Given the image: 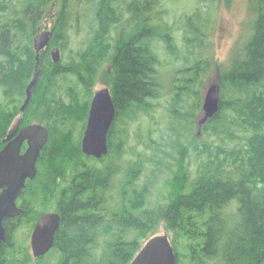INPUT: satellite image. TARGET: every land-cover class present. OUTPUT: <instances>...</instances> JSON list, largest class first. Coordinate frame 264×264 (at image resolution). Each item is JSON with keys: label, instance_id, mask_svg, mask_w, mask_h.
<instances>
[{"label": "trees", "instance_id": "trees-1", "mask_svg": "<svg viewBox=\"0 0 264 264\" xmlns=\"http://www.w3.org/2000/svg\"><path fill=\"white\" fill-rule=\"evenodd\" d=\"M79 1L98 3L96 39L92 41L94 34L90 31L76 60L53 64L48 49L56 44L58 33L64 40L58 45L66 42L70 0H0V148L8 127L20 115L26 88L34 77L33 40L54 3L56 14L49 47L39 56V67L46 68L45 72L41 79L39 75L32 89L33 98L21 115L44 125L49 139L41 151L36 178L28 180L21 192L24 213L3 222L6 240L0 247V264H8L5 249L11 247L14 220H30L32 228L49 210L40 206L44 200L32 199L37 194L35 186L43 178L50 180L51 192L47 194L51 197L60 188L51 199L53 211L61 219L53 247L60 255V264H129L143 244L135 237L125 239V234L153 236L160 225L173 236L170 242L176 264H263L264 0L255 3L253 32L242 57L222 74L218 113L200 127L203 138H212L211 142L196 135V117L202 106L200 84L208 75L211 61L195 58L184 69L174 67L168 71L161 65L159 51L175 57L171 35L166 34L169 48L159 45V51H154L150 43L153 38L161 41L160 35L157 37L160 24L153 15V5L160 8L161 0H144L142 6L135 1L126 7L129 16L123 27L125 33L109 58L102 53L106 48L99 46L107 28L120 20L114 3ZM139 6L143 9L140 13ZM105 63L113 71L110 91L115 118L108 133V155L95 160L83 156L80 145L91 88ZM164 72L167 78L160 80ZM68 75L75 76L83 90L76 85L62 88L60 81ZM161 81H170V88L167 86L162 95ZM161 97L169 106L167 116L183 120L181 131L163 149L153 138L159 133L158 126H147L137 141L164 155L170 156L166 149L174 151L181 165L192 149L198 160L196 175L189 180L188 172L182 169L183 179L172 200L154 208L136 212L111 209L108 191L115 172L108 158L115 125L125 115L153 110ZM76 157L81 164L67 171L64 165L69 160L76 162ZM43 168L46 171H41Z\"/></svg>", "mask_w": 264, "mask_h": 264}, {"label": "rangeland", "instance_id": "rangeland-1", "mask_svg": "<svg viewBox=\"0 0 264 264\" xmlns=\"http://www.w3.org/2000/svg\"><path fill=\"white\" fill-rule=\"evenodd\" d=\"M257 2L258 0H161L160 8L158 6L153 11V15L160 24L157 37L160 35L163 41L157 45L163 49L169 48L171 42L167 41L166 34L171 35L174 39V52L177 53V55L174 53L175 57L171 58L166 52L159 51L158 58L161 65L168 71L169 68L174 67L184 69L192 65L195 58L209 59L211 66H208V75L200 84V93L203 96L206 87L213 83H217L220 87L222 74L229 70L234 61L242 57L244 47L253 32L254 7ZM67 14L65 24L68 31L65 44L58 45L64 41L58 33L56 44L48 49L50 52L51 49L58 48V57L63 64L76 60L77 53L86 43V38L91 31L89 25L92 20V4L70 0ZM55 15L54 3L43 19L39 31L51 30ZM124 26L126 27L125 23ZM45 69L40 68V79ZM112 74L111 65L107 63L102 65L98 78L95 79L91 88L92 96L102 88H110ZM166 78L167 73L164 72L160 80ZM169 82L161 81V95L169 87ZM60 85L62 88L76 85L79 90H83L82 86L77 85V79L73 75L62 79ZM154 105L151 111L123 116L115 125L108 158L115 172L108 191V206L111 209L121 207L136 212L144 207L154 208L159 203L172 200L178 191L177 185H180L183 179L181 178L182 169L188 172L189 180L196 175L198 160L192 149L185 155L181 165L176 162L177 154L174 151L166 149L165 151L170 155L168 156L154 152L147 147L148 145L138 143L139 134L145 133L147 126H158L159 133L154 134L153 138L162 144L161 149L171 145L175 141V133L181 131L183 120L167 116L169 106L162 97L161 101L155 102ZM199 116L200 112L196 120L200 119ZM156 121L160 123L155 124ZM30 122L35 121L29 120L26 115L23 116V125ZM200 138L204 141L207 139L209 142L212 141V138H203L202 134ZM75 160L76 162L72 163L71 160L63 162L67 164L64 165L67 171L71 166H76V163L82 162L78 157ZM91 165L99 166L98 163ZM41 171L44 172L46 169L43 168ZM49 184V178L40 179L35 186L37 194L32 198L44 200L40 206L49 209L45 212L53 211L55 204L51 199H54L60 190L59 188L58 191H54L53 193L57 194L51 197L47 194L51 192L48 188ZM29 221L23 219L17 223L14 220V227L10 234L11 247L5 249L8 264H60V255L53 249L41 259H33L29 245L32 231ZM162 234H166L170 241L173 239L172 234L165 232L163 225H160L153 236ZM133 237L145 244L152 235L133 232L125 234L127 240ZM109 240L110 238L106 237V241Z\"/></svg>", "mask_w": 264, "mask_h": 264}, {"label": "water", "instance_id": "water-1", "mask_svg": "<svg viewBox=\"0 0 264 264\" xmlns=\"http://www.w3.org/2000/svg\"><path fill=\"white\" fill-rule=\"evenodd\" d=\"M51 32L40 31L33 40L35 51V73L25 92V99L20 107L23 113L28 107L32 89L40 75L39 56L48 47ZM58 48L50 51L53 64L59 62ZM220 107V87L213 83L206 87L202 97L200 119L197 118V136L200 127L216 116ZM115 118V107L108 88L98 90L92 97L85 130L81 140V151L87 157L100 159L108 153V133ZM20 123V120L17 121ZM17 124V125H18ZM49 132L43 125L33 123L9 131L3 142L5 146L0 150V247L6 240L4 220L20 216L22 209L16 205V200L25 188L27 180L36 176V163L40 152L46 145ZM26 143L23 154L21 149ZM58 213L43 214L36 222L31 236L30 249L34 259L47 254L53 247L55 235L60 226ZM129 264H176V256L170 240L166 234L152 236L141 247Z\"/></svg>", "mask_w": 264, "mask_h": 264}, {"label": "flooded vegetation", "instance_id": "flooded-vegetation-1", "mask_svg": "<svg viewBox=\"0 0 264 264\" xmlns=\"http://www.w3.org/2000/svg\"><path fill=\"white\" fill-rule=\"evenodd\" d=\"M135 1L137 2V4H140L142 6L144 0H111V2H113L115 5V9H114V10H116L115 14L118 16V19L120 18V20L107 28V30L105 32L104 40L102 41V43L99 46L102 48H106L105 52H102V53L106 54L105 56L108 58L112 57L116 53L117 45L119 44V42L121 41V38L123 37V35L125 33V29L123 28L124 27L123 24L126 23L128 16H129V13L126 11V7L130 3L135 2ZM90 4H92V20H91L92 29H91V32H93V34H94L92 36V41H95V39H96L95 34L99 30V23L97 20V12H96L98 3L96 1H92ZM153 8L157 9V6L153 5ZM109 9L111 10V8H109ZM140 10H143V9H141V7L139 6L138 7V13H140ZM161 42H163V41H160L159 39L156 40L154 38L152 41H150L151 46L153 47L154 51L156 50V46H159L157 44H160ZM156 51H159V50H156ZM18 120H20L19 124L17 123ZM18 120H16V118H15L12 121V123L10 124V126L8 127L7 132L5 134V137L1 140L2 147L0 148V150L6 144V142H3V140L6 138V135L9 131L13 132L17 129V127H18V129H20L24 126L36 123V122H32V123L23 125L22 124V118H19ZM26 148H27V145H26V143H24L22 146V149H21V154H23L25 152ZM40 154H41V152H40ZM39 157H40V155H39ZM38 161H39V158H38L37 163H36V169H37L36 176L38 174ZM20 197H21V194L17 198L16 204H17V207H19L20 209L23 210V212H22V214H23L25 209L23 208V206L20 202ZM33 227H34V225H33ZM33 227L31 229H33Z\"/></svg>", "mask_w": 264, "mask_h": 264}]
</instances>
